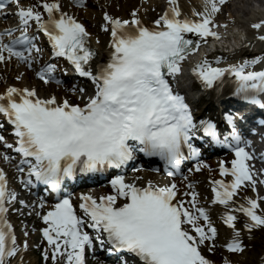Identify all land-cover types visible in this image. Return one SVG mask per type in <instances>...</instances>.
Segmentation results:
<instances>
[{"label":"snow or ice","instance_id":"obj_1","mask_svg":"<svg viewBox=\"0 0 264 264\" xmlns=\"http://www.w3.org/2000/svg\"><path fill=\"white\" fill-rule=\"evenodd\" d=\"M75 3L85 6V0ZM225 3L201 0L199 9L193 7L186 14L179 0H168L163 13L150 23L140 15V8H133L127 19L104 12L103 28L111 38L107 57L96 61L92 34L63 9L61 0H0V17L11 13L17 18L14 26L0 30V61L15 59L45 83L63 84L58 65L41 59L37 38L43 33L51 45V56L66 58L94 86L82 104L67 96L42 97L34 86L11 85L0 92V114L6 116L15 135V142L9 143L0 134V142L19 154L17 171L22 183L26 188L48 185L57 196L55 206L42 214L47 226L41 231L51 246L44 250L45 260L51 255L53 264H86V250L95 249L98 242L107 253L126 252L142 264H218L206 254L216 252L220 239V228L212 219L214 209L201 204L191 182L181 193L175 179L179 174L188 180L181 171L186 152L196 158L195 170L205 163L199 159L202 148L194 143L201 129L210 138L209 146L226 145L235 154L230 166L224 160L219 164L220 174L228 178L212 180L214 195L209 203L223 206L222 224L230 229V238L220 245L228 255L219 264H237L233 257L247 247L242 240L245 229L249 235L253 229H264V195L258 190L264 178H255L250 163L255 157L246 150L251 141L240 130L246 114L225 109L219 122L200 119L180 90L184 63L200 52L205 38L220 37L214 30L219 27L215 18ZM251 27L264 30V19ZM257 38L264 41V32L258 31ZM222 60V56L209 59L201 53L190 71L205 89L218 88L226 77H232L235 90L231 96L264 107V67L253 69L264 64V55L220 66ZM69 91L83 96L85 89L73 85ZM225 131L228 134L222 139ZM137 153L159 157L172 182L140 184L141 177L126 180L122 169ZM3 158L13 159L7 151ZM109 169L118 170L109 180L112 191L99 197L80 193L82 214H78L73 193L62 192L65 178L76 179L77 173L104 175ZM7 185L6 173L0 168V264H12L21 247L5 215L9 202L16 199ZM249 188L253 194L246 192ZM45 203L41 200V209ZM27 246L25 241L23 247ZM120 264L129 261L121 257Z\"/></svg>","mask_w":264,"mask_h":264},{"label":"bare ground","instance_id":"obj_2","mask_svg":"<svg viewBox=\"0 0 264 264\" xmlns=\"http://www.w3.org/2000/svg\"><path fill=\"white\" fill-rule=\"evenodd\" d=\"M107 0H99V4L101 3V7L102 8H108L109 6H106V2ZM118 1V0H116ZM158 0H149L147 2H142L141 4H139L138 0H126L125 2H121L118 3L120 6H122V9L120 10V13H115L116 15L119 14H123L126 13V8L127 6L131 5L133 8H140V15L142 16V18L144 19V16H150L149 21H152L154 19L157 18V16L154 14V11L152 9H154V7L156 6ZM264 1V0H261ZM242 3H246L245 1H240ZM162 5H165L164 1H161ZM181 4L180 7L182 8L183 12L186 14H191V9L193 7L195 8H200L201 6V0H181ZM247 4V3H246ZM108 5V4H107ZM149 6L151 7V9L148 12V8ZM225 9L227 8L228 12L232 8L237 9V12H240L242 10V7H239V5L237 6L235 3L234 4H230L229 0H226V3L224 4ZM163 9V8H161ZM130 10V8H129ZM129 12V11H128ZM153 14V15H150ZM129 14L127 15V18ZM221 14L220 12L217 14L216 16V21H217V17H220ZM236 19V24L233 27L234 30V34L232 35L231 40H229L231 46L234 48L236 46L239 47V52L243 55L248 57L249 59H252L255 56H261L264 55V46L262 47V45H264V41H261L257 38L258 36V31L260 32H264V30H256L253 29L251 27V25L261 19H264V9L261 10L259 7H257V9H251L250 13L247 14V17H243V16H237L235 17ZM221 24H223V27L225 25H227V27H229V21H222L221 20ZM228 31V29L226 30ZM102 35H105L104 33H100L98 37H102ZM248 37V40L245 42L244 40ZM248 43V45L246 46V43ZM223 44L224 43H219V45L222 47V51L227 54V55H222V57H224V60H229V47L225 50L223 48ZM99 47V51L103 49V47L100 45ZM263 50L262 52H256L257 50ZM103 52V51H102ZM239 52L237 53V55H232L230 56V58L232 59V62L230 63H240L243 62L242 59H238L239 56ZM215 56H219V55H212V56H208L209 59H213ZM194 60H196V58H194ZM223 61V60H222ZM221 61V62H222ZM189 62H192L191 59L189 60ZM214 62V61H213ZM225 63H222V65H224ZM229 64V62L227 63ZM261 65L263 64H257L253 66L254 70H257L261 67ZM232 78V77H230ZM4 80H8V77H4L3 78V82ZM29 74L25 73V76H23V80L22 83L26 84L27 81H29ZM50 92V91H49ZM195 106H199L202 107L203 106V110L204 111H210L213 108V98L212 95L209 96V98H203L202 100L195 102ZM205 106V107H204ZM214 178H212L209 174L206 175V179L209 180V182H207L204 185L199 184L198 187L199 189H201V192H208V190H206V188L212 183V180L215 179L217 176L213 175ZM12 186H15L14 181H12ZM206 187V188H205ZM25 210V209H24ZM13 231L17 237V239L19 241L23 240L26 241L27 243H29L30 241L33 240L34 237H28L27 233H23L21 231L17 232L15 228H13ZM26 234V235H25ZM257 237H259L260 239H264V230H260L259 232L256 233ZM230 238V237H229ZM251 243H253L252 240L249 241V246L251 245ZM23 246V245H22ZM20 247V250L18 252V254L12 258V264H27L26 258L28 256V254L31 252V250H29V247L24 248V247ZM223 254H226L223 250V248H221ZM261 253H264V251H261ZM263 254L260 255V258ZM210 256H212L213 259H215L218 264L221 260H219L218 258H216L215 253H210ZM233 259L237 262V264H264L263 262H261V260L255 259V258H244V257H240V256H234ZM35 262V261H34ZM33 262V263H34ZM31 263V261H30ZM35 264V263H34Z\"/></svg>","mask_w":264,"mask_h":264},{"label":"rangeland","instance_id":"obj_3","mask_svg":"<svg viewBox=\"0 0 264 264\" xmlns=\"http://www.w3.org/2000/svg\"><path fill=\"white\" fill-rule=\"evenodd\" d=\"M231 1L235 3L237 6L239 5V7H242V10L240 12L234 11V13H238L240 14V16H243V17H247V14L250 13V10L253 7H254L253 9H257V7H259L261 10L264 9V1H261V0H231ZM240 1H245V2L247 1L246 2L247 4L242 3ZM262 248H264V243L262 240L259 239L254 242V247L249 251H251V253L256 252V255H257L258 253H260Z\"/></svg>","mask_w":264,"mask_h":264}]
</instances>
